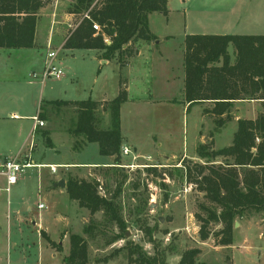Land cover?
<instances>
[{
	"label": "rangeland",
	"instance_id": "obj_1",
	"mask_svg": "<svg viewBox=\"0 0 264 264\" xmlns=\"http://www.w3.org/2000/svg\"><path fill=\"white\" fill-rule=\"evenodd\" d=\"M70 5L71 0H48L41 14L52 21V29L62 27L68 35L80 20V16L67 13ZM168 9V16L158 13L151 18L153 32L170 36L159 47L165 57L157 59L154 77L148 73L144 61L151 56L147 50L127 74L130 92L128 102L121 108V131L125 144L132 146L131 155L121 153V159L125 158L118 168H88L72 174L96 182L100 194L109 200L121 188L117 204L126 224L124 232L107 221L102 211L92 215L84 208L83 217L70 212L69 220L62 210V205L69 202L67 194L59 192L52 198L44 192L39 195L38 170L30 168L12 187L11 195L19 201L16 206L20 214L11 213L6 201H0L1 264H14L18 253L10 247L15 241L21 249L17 251L26 257H22L25 264H39L40 259L41 264H62L69 255L70 237L74 234L86 239L89 264H140L141 254L157 256L159 263L179 264L183 253L191 249L200 250L198 260L205 264H264V214L252 212L236 218L233 244L229 247L218 243L215 235L222 229L218 224L210 226V238L202 241L199 217L206 218V209L213 205L194 184L199 178L196 166L206 165V160L197 156L198 147L205 144L216 151L230 147L238 128L237 113L245 120H254L262 112L261 106H257L261 103L249 101L239 107L233 104L225 120L211 113L214 108L211 103L189 107L184 92L183 56L188 35L264 34V0H169ZM44 27L43 19L38 27L39 36L43 35ZM59 45L56 43L54 48ZM232 52L230 46L229 53ZM55 67L64 76L47 79L44 85L26 81L0 83V117L10 112L33 116L43 107L52 122L50 127L64 134L65 129L75 124L76 114L72 108L58 109L48 105V101H112L118 96L120 80L125 77L116 59L102 65L92 50H61L57 52ZM100 113V126L108 128L110 121L105 124L108 114L102 110ZM47 127L48 124L43 128ZM61 128L64 130L60 131ZM55 140V149L40 143L34 160L84 166H103L113 161L100 154L98 144L73 152L67 137L60 135ZM231 162L217 158L209 167ZM49 172H52L49 168L43 170L40 180L48 179ZM58 172L57 176L50 173L53 182L63 175L65 167L59 166ZM69 176L66 175V183ZM39 204L47 206L40 210L47 232L58 239L53 242V250H63L55 256L45 245L42 249L40 233L34 225L18 224V218L30 221L28 211L38 210ZM65 224L70 227L66 231ZM89 225L93 233L88 235L85 228ZM116 237L120 238L115 240Z\"/></svg>",
	"mask_w": 264,
	"mask_h": 264
},
{
	"label": "trees",
	"instance_id": "obj_2",
	"mask_svg": "<svg viewBox=\"0 0 264 264\" xmlns=\"http://www.w3.org/2000/svg\"><path fill=\"white\" fill-rule=\"evenodd\" d=\"M67 13L80 16L75 29L67 36L65 50H92L100 53V60L116 59L120 69L125 68L137 53L139 41L150 43L157 38L150 32L149 16L169 14V0H71ZM48 0H0V48L32 49L36 46V29L41 10ZM98 25L100 32L93 28ZM110 44H107V41ZM235 49V60L229 53ZM185 99L189 107L211 103V113L218 118H229L236 102L259 101L263 112L255 120L239 119L238 128L230 147L216 151L201 144L197 156L206 160L198 165L197 188L206 195L213 207L206 209L208 216L199 217V237L210 238V226L222 225L215 235L219 245L233 244L236 218L246 213L264 214V35H188L184 40ZM129 100L126 81L120 80L118 96L109 102L53 101L48 105L58 109L72 108L76 114L70 131L73 151H81L89 144H98L102 156L114 157L121 166L124 139L121 133V108ZM101 110L110 116L108 128L100 126ZM38 117L49 118L41 107ZM41 133L46 147L53 143L48 130ZM217 158L232 160L225 166L209 167ZM1 161V157H0ZM208 170V173L206 171ZM191 180V174L188 175ZM66 191L72 201L92 215L102 211L107 221L122 233L126 228L117 198L119 187L111 199L102 196L99 185L80 178H69ZM264 220V219H263ZM86 234L93 233L91 225ZM120 237H116L118 240ZM199 249L183 253L179 264H205L198 260ZM140 264L159 263V258L141 254ZM62 264H89L88 244L81 235H71L70 252Z\"/></svg>",
	"mask_w": 264,
	"mask_h": 264
},
{
	"label": "crops",
	"instance_id": "obj_3",
	"mask_svg": "<svg viewBox=\"0 0 264 264\" xmlns=\"http://www.w3.org/2000/svg\"><path fill=\"white\" fill-rule=\"evenodd\" d=\"M155 14H158V13H153L149 16V29H150V32L157 38V40L152 41L150 43L143 42V41H139L138 43H136L134 46V49L136 50L137 53L129 61V64L125 68L120 69L121 72H123L124 76H125L122 79L126 81V89L128 91V94L130 92V83H129V78L127 77V74L130 75L133 66L135 64H138V62L141 60V58H143L144 51L147 50V51H149V53H151V56L150 57L148 56L146 59H144V61L146 62V67L149 69L148 73L151 74L153 77L155 75V66H156L157 61H158L157 59H159V58L164 59V57H165V55H163L161 53V51H159V47L163 46V44L166 43V41H169L170 36H159L155 32H153L151 18ZM43 19L45 22V27H44V31H43L44 33L42 36H39L38 35V32H39L38 27L40 25V21ZM68 35L66 34V31L62 27L57 28L56 31L54 29H52V21L50 19L46 18V16L42 15L40 12V16H39L38 24H37V29H36V46H35V48H32V49H2V48H0V83L5 84V83H14V82H21V81L25 82L26 81V82H28V84L44 85V83H40V82L30 80L29 74L33 73L37 70L41 71L43 69L45 59H46V55L48 52H50V51L59 52L61 50H65L63 48V46H64L65 40H66ZM252 35H264V34H252ZM56 43L60 44L59 45L60 47L54 48ZM232 48H233V52L231 53V56H232V59L235 60V49L233 46H232ZM93 52H95L96 57L98 58L99 62L102 65H106L110 62V61L100 60V53L97 51H93ZM183 56H184V54H183ZM119 86H120V83H119ZM43 93H44V90L42 91V94ZM56 101H65V100H56ZM69 101H73V100H69ZM48 102H53V101H48ZM97 102H106V101H97ZM246 102H249V101L236 102L234 104L237 107H239L241 104H245ZM250 103H253V101H250ZM251 106L254 107L255 105H251ZM257 106H259V108H260L261 104L257 105ZM261 108H262V106H261ZM262 112H263V110H262ZM259 113L260 112L256 113V115H258ZM38 114H39V110L33 116H20L19 114L15 113V112H10V114H8L7 116H1L0 117V157H1L0 162H4V161L10 160V159H14L21 164L27 163V162L32 163L33 165H35V167H33V169L38 170V174H39V181H40L39 195L44 192V194H46V196L48 198H52L53 195H57L59 192H62L63 194L66 193L68 196L69 202H68V204L62 205L63 214L66 215V217L69 220H70V212L75 213L77 216H78V214H81L83 217L84 215L82 213L83 212L82 209L83 210H85V209L81 208L76 201H72L69 198V195L66 191V186L64 188H62V187L58 186V183L60 181L64 180L65 184H66L65 179L67 178L66 177L67 174L70 175L68 177V179L69 178H79L77 176H73L72 174H76V173L79 174V172H82L81 170H84V169L100 168V167H102V168H114V167H116L115 158L109 157L113 161L110 162L109 164H106L103 166H98V165L84 166L82 164L54 165V164L45 163V162H43V160H40V162H37V160H34V155L37 152V148H38L40 143H43V145H45L44 139H43L41 133H39V132L37 133L35 128H34V120L33 119ZM108 116L109 115H107L105 117L106 126H107L108 122L110 121V116L109 117ZM237 117H238L237 121L239 119H245V118H243V116L239 112L237 113ZM29 121L31 122L30 125L28 123ZM44 121H45L46 125L48 124V127L47 128H39V130H48L49 131V133H50L49 137L53 143V146L50 149L56 148V145H55L56 140L55 139L61 135V136H65L68 138V140L70 142L71 149L73 151L74 139L72 138L70 131L74 128L75 124L70 129L68 128V129L64 130V128H61L60 131L64 130V134H62V133H58L59 132L58 129H53L52 127H50L52 122L50 121L49 118H47V120H44ZM121 133H122V131H121ZM123 139H124V137H123ZM123 146H128L132 151L131 145L125 144V142H124ZM134 157H136V156H134ZM123 158H125V157H123ZM136 158H138V157H136ZM122 159H121V163H122ZM50 165L57 166V167L64 166L65 172H63V175L60 178H58L55 182H53L51 180L52 175H50V173L53 174L54 176H57V174L59 173L58 171H57V173L49 172L48 179L45 178L43 180L42 179L40 180V175L42 174V171L48 169ZM75 169H77V170H75ZM0 172H1V169H0ZM80 179H83V178H80ZM25 180H26V178L23 177L22 182H25ZM17 184L18 183H16V185H13V186H17ZM13 186H11V189L9 192L5 191L4 189L7 187L6 178L4 177V175H2L0 173V201L1 202L6 201L8 210L10 209L11 213L14 212L15 214H20L19 208L16 206L17 203L19 204V201L13 200V197L11 195ZM39 205H44V204H39ZM39 205H38L39 211L38 210H29L28 211L30 221L28 219L24 220V219L18 218V224L21 225V224H24V222H25L26 224H28V226L34 225V227H36L37 231L40 233L41 244L43 246L42 249L44 248V245H45L46 250L50 254H52V256H55V253L61 252L63 250H60V249H58L57 251L53 250V248H52V247H54L53 242H56L58 239L57 240L53 239L51 237L50 233L47 232V229L45 227L44 214H42L43 212L40 210L47 209V206L44 205L43 208H39ZM34 213H39V214H38V216H36V215H34ZM83 222H85V221H83ZM68 226H69V224L64 225L65 231L67 230V228H70ZM11 228H12V224L10 223L9 227H8V233L10 232V234L12 233ZM68 235H69V233L67 232L64 237L66 238ZM10 250L15 252V253H18V254H16V259L14 261V264H25L24 262H26V261H25V259L23 260V258H22L24 255L17 251V250H21V249L18 247V244L16 241L11 245ZM66 255L67 254H65L64 256H66ZM24 258H26V257L24 256ZM40 260H39V264H41ZM0 264H1V262H0ZM8 264H11V262Z\"/></svg>",
	"mask_w": 264,
	"mask_h": 264
},
{
	"label": "built area",
	"instance_id": "obj_4",
	"mask_svg": "<svg viewBox=\"0 0 264 264\" xmlns=\"http://www.w3.org/2000/svg\"><path fill=\"white\" fill-rule=\"evenodd\" d=\"M94 30L96 32H100L101 28L98 25L93 26ZM57 60V52L55 51H50L46 55L45 63L43 69L37 73L33 72L29 74V78L32 81L40 82V83H45L47 79L50 78H60L64 76V73L61 69H56L55 67V62ZM34 128L35 130L38 128H43L45 127L46 123L45 121L41 120L38 115L34 117ZM122 153L124 156H130L132 151L128 146H123L122 147ZM35 167L30 162L27 163H19L18 161L14 159L6 160L4 162H0V169H1V174L4 175L6 178L7 182V187L4 189L5 191L9 192L10 187L15 185L19 177L25 172V170L30 169ZM51 171L53 173H57L58 167L57 166H49ZM44 205H39V208H43Z\"/></svg>",
	"mask_w": 264,
	"mask_h": 264
},
{
	"label": "water",
	"instance_id": "obj_5",
	"mask_svg": "<svg viewBox=\"0 0 264 264\" xmlns=\"http://www.w3.org/2000/svg\"><path fill=\"white\" fill-rule=\"evenodd\" d=\"M109 44H110V43H109ZM58 186L64 188V187L66 186L65 181H64V180H63V181H60V182L58 183Z\"/></svg>",
	"mask_w": 264,
	"mask_h": 264
}]
</instances>
